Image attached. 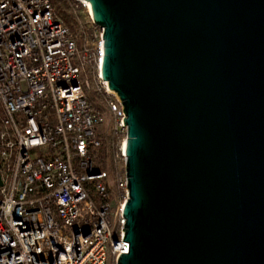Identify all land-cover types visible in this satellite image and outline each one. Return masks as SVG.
Instances as JSON below:
<instances>
[{"label":"water","instance_id":"water-1","mask_svg":"<svg viewBox=\"0 0 264 264\" xmlns=\"http://www.w3.org/2000/svg\"><path fill=\"white\" fill-rule=\"evenodd\" d=\"M85 1L128 128L117 264H264V0Z\"/></svg>","mask_w":264,"mask_h":264},{"label":"built area","instance_id":"built-area-1","mask_svg":"<svg viewBox=\"0 0 264 264\" xmlns=\"http://www.w3.org/2000/svg\"><path fill=\"white\" fill-rule=\"evenodd\" d=\"M75 1L92 28L80 43L50 0H0V264L128 253L126 115L102 76L103 31Z\"/></svg>","mask_w":264,"mask_h":264},{"label":"trees","instance_id":"trees-1","mask_svg":"<svg viewBox=\"0 0 264 264\" xmlns=\"http://www.w3.org/2000/svg\"><path fill=\"white\" fill-rule=\"evenodd\" d=\"M50 2L55 11V18L71 29L79 43L82 32L91 34L92 28L90 22L84 19L81 6L79 5V8H76L78 4L75 0H50ZM98 167L105 169V161H99Z\"/></svg>","mask_w":264,"mask_h":264},{"label":"rangeland","instance_id":"rangeland-1","mask_svg":"<svg viewBox=\"0 0 264 264\" xmlns=\"http://www.w3.org/2000/svg\"><path fill=\"white\" fill-rule=\"evenodd\" d=\"M83 15H84V19H86L88 22H90L89 12L85 11ZM90 25H91V24H90ZM106 168H107V169L109 168L107 163H106ZM107 264H112V260H111V258L108 259Z\"/></svg>","mask_w":264,"mask_h":264}]
</instances>
